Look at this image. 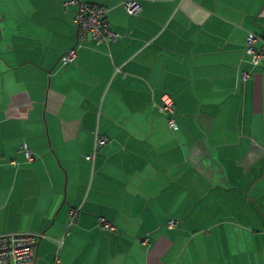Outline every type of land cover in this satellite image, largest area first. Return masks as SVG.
I'll use <instances>...</instances> for the list:
<instances>
[{
	"label": "crops",
	"instance_id": "1",
	"mask_svg": "<svg viewBox=\"0 0 264 264\" xmlns=\"http://www.w3.org/2000/svg\"><path fill=\"white\" fill-rule=\"evenodd\" d=\"M124 1L0 0V235H38L27 264H264V0ZM79 3L117 36L76 44Z\"/></svg>",
	"mask_w": 264,
	"mask_h": 264
},
{
	"label": "built area",
	"instance_id": "2",
	"mask_svg": "<svg viewBox=\"0 0 264 264\" xmlns=\"http://www.w3.org/2000/svg\"><path fill=\"white\" fill-rule=\"evenodd\" d=\"M71 2L65 3L67 8ZM124 7L128 14L136 15L140 11L139 0H125ZM106 9L98 5L80 4L73 16V23L76 27V44H81L86 41H93L95 45L106 44L109 40L115 38L117 35L111 31L106 20ZM256 37L249 34L247 37V45L244 50V56L247 61L255 66H264V47L256 50L254 45ZM77 55L76 49L72 48L66 51L60 62L62 65L70 64L74 61ZM247 75L243 74L242 78L246 79ZM174 103L173 100L164 96L162 102L158 107L161 114H170L168 124L173 129H177V124L172 118ZM107 143V138L98 134L95 135L93 151L86 156V160H93L96 151ZM19 152L23 155V163L12 161V164L19 167L22 164L31 163L35 157L33 152L27 145H21ZM79 209L75 208L69 212L68 227L77 219ZM176 225L175 221H169L167 228H173ZM104 227H107L105 225ZM38 235L31 233H7L0 235V264H27L33 262L35 259V248L38 240Z\"/></svg>",
	"mask_w": 264,
	"mask_h": 264
},
{
	"label": "water",
	"instance_id": "3",
	"mask_svg": "<svg viewBox=\"0 0 264 264\" xmlns=\"http://www.w3.org/2000/svg\"><path fill=\"white\" fill-rule=\"evenodd\" d=\"M35 245H37V242H36V244Z\"/></svg>",
	"mask_w": 264,
	"mask_h": 264
}]
</instances>
